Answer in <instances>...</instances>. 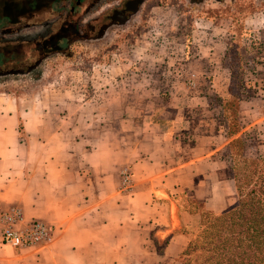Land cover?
<instances>
[{
	"label": "crops",
	"instance_id": "obj_1",
	"mask_svg": "<svg viewBox=\"0 0 264 264\" xmlns=\"http://www.w3.org/2000/svg\"><path fill=\"white\" fill-rule=\"evenodd\" d=\"M211 48L217 56L197 61L198 80L209 66L219 77L228 70L225 43ZM119 81L115 93L60 82L0 91V207L17 205L54 229L40 247L0 239V264H180L203 211L233 203L222 153L239 135L261 137L264 148V99L239 100L240 128L229 135L204 93H172L160 106L157 94ZM124 167L129 188L120 185Z\"/></svg>",
	"mask_w": 264,
	"mask_h": 264
},
{
	"label": "rangeland",
	"instance_id": "obj_2",
	"mask_svg": "<svg viewBox=\"0 0 264 264\" xmlns=\"http://www.w3.org/2000/svg\"><path fill=\"white\" fill-rule=\"evenodd\" d=\"M10 1L0 0V73H7L0 75V91L30 93L60 82L78 93H115L123 78L128 88L145 87L147 93L157 94L160 106L172 93H204L214 106H220L221 93L264 99V0H146L127 23L99 39L98 34L79 33L67 13L50 34L7 33L3 29L14 27L17 16ZM54 6L38 11L32 21L55 18ZM88 18L82 14L78 21ZM218 41L226 45L221 53L228 69L225 76L209 66V78L198 80L197 61L216 57L211 47ZM247 143V154L264 149L261 137L247 136ZM228 160L226 174L232 177ZM236 199L235 194L233 203ZM201 237L199 230L191 241ZM204 256L205 250L198 247L190 262L199 264Z\"/></svg>",
	"mask_w": 264,
	"mask_h": 264
},
{
	"label": "trees",
	"instance_id": "obj_3",
	"mask_svg": "<svg viewBox=\"0 0 264 264\" xmlns=\"http://www.w3.org/2000/svg\"><path fill=\"white\" fill-rule=\"evenodd\" d=\"M239 97L229 92L218 99L229 135L240 128ZM248 147L244 135L226 145L237 199L218 214L203 211L197 230L202 237L199 242L190 240L180 255L181 264H192L190 255L198 247L205 250L199 264H264V152L247 154Z\"/></svg>",
	"mask_w": 264,
	"mask_h": 264
},
{
	"label": "flooded vegetation",
	"instance_id": "obj_4",
	"mask_svg": "<svg viewBox=\"0 0 264 264\" xmlns=\"http://www.w3.org/2000/svg\"><path fill=\"white\" fill-rule=\"evenodd\" d=\"M26 1V0H25ZM11 0L9 3L17 15L14 17V27L3 29L10 34H19L22 31L31 32L32 30H40L50 34L52 27L62 17L66 16L73 19V27L81 34L96 35L99 33H107L110 29L119 27L127 23L133 15L138 13L142 4L146 0ZM35 1L36 4H31ZM205 1V0H202ZM12 2V3H11ZM39 2V3H38ZM16 5H19L18 8ZM54 6L55 18L43 19L40 21H32V17L38 11L45 12L48 6ZM25 9H20L24 8ZM33 7V9H32ZM20 9V13H17ZM48 11V9H47ZM24 14V15H22ZM89 17L87 20H80L81 17ZM27 21H22L23 19ZM17 19V20H16ZM19 19V20H18ZM30 20V21H28ZM77 20V21H76ZM30 30V31H28ZM62 38H65V36Z\"/></svg>",
	"mask_w": 264,
	"mask_h": 264
},
{
	"label": "built area",
	"instance_id": "obj_5",
	"mask_svg": "<svg viewBox=\"0 0 264 264\" xmlns=\"http://www.w3.org/2000/svg\"><path fill=\"white\" fill-rule=\"evenodd\" d=\"M120 174L122 187L129 188L131 173L124 168ZM53 233V227L42 220H26L17 205L0 207V239L3 245L11 248L40 247L52 239Z\"/></svg>",
	"mask_w": 264,
	"mask_h": 264
},
{
	"label": "water",
	"instance_id": "obj_6",
	"mask_svg": "<svg viewBox=\"0 0 264 264\" xmlns=\"http://www.w3.org/2000/svg\"><path fill=\"white\" fill-rule=\"evenodd\" d=\"M104 34H105L104 32L103 33H99L98 36L96 37V39L101 38ZM18 72L19 71H10L8 73H18ZM2 74H7V73H0V75H2Z\"/></svg>",
	"mask_w": 264,
	"mask_h": 264
}]
</instances>
